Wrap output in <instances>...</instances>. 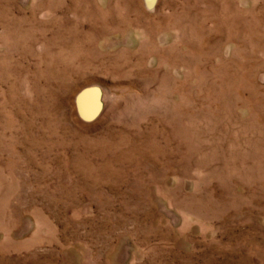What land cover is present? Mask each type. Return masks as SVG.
Returning <instances> with one entry per match:
<instances>
[{"label": "rangeland", "instance_id": "rangeland-1", "mask_svg": "<svg viewBox=\"0 0 264 264\" xmlns=\"http://www.w3.org/2000/svg\"><path fill=\"white\" fill-rule=\"evenodd\" d=\"M0 264H264V0H0Z\"/></svg>", "mask_w": 264, "mask_h": 264}, {"label": "water", "instance_id": "water-1", "mask_svg": "<svg viewBox=\"0 0 264 264\" xmlns=\"http://www.w3.org/2000/svg\"><path fill=\"white\" fill-rule=\"evenodd\" d=\"M79 116L84 120L93 119L99 111L98 92L93 86L80 89L75 99Z\"/></svg>", "mask_w": 264, "mask_h": 264}]
</instances>
